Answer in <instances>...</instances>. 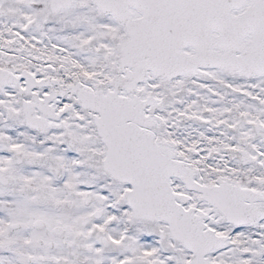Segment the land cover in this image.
Listing matches in <instances>:
<instances>
[{"label": "snow or ice", "instance_id": "1", "mask_svg": "<svg viewBox=\"0 0 264 264\" xmlns=\"http://www.w3.org/2000/svg\"><path fill=\"white\" fill-rule=\"evenodd\" d=\"M0 264H264V0H0Z\"/></svg>", "mask_w": 264, "mask_h": 264}]
</instances>
